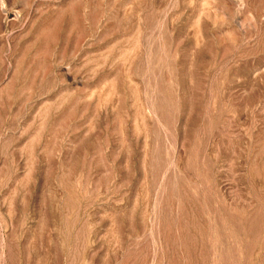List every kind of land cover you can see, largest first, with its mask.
<instances>
[{"label": "rangeland", "instance_id": "1", "mask_svg": "<svg viewBox=\"0 0 264 264\" xmlns=\"http://www.w3.org/2000/svg\"><path fill=\"white\" fill-rule=\"evenodd\" d=\"M0 264H264V0H0Z\"/></svg>", "mask_w": 264, "mask_h": 264}]
</instances>
